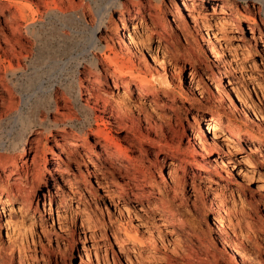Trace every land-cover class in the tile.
<instances>
[{
	"label": "rangeland",
	"instance_id": "obj_1",
	"mask_svg": "<svg viewBox=\"0 0 264 264\" xmlns=\"http://www.w3.org/2000/svg\"><path fill=\"white\" fill-rule=\"evenodd\" d=\"M56 1L81 0H0V137L22 128L12 102L66 86L49 132L0 148V264H264L259 3L121 0L88 53Z\"/></svg>",
	"mask_w": 264,
	"mask_h": 264
},
{
	"label": "bare ground",
	"instance_id": "obj_2",
	"mask_svg": "<svg viewBox=\"0 0 264 264\" xmlns=\"http://www.w3.org/2000/svg\"><path fill=\"white\" fill-rule=\"evenodd\" d=\"M84 1L85 0H81L79 4L78 3L73 4V2H70V3H72V5L68 4L69 6L68 5L66 6L65 4L64 5L59 4L56 1L54 6H52L50 8V6L48 4L46 6V8L48 11L52 12L51 17L57 18V20L59 21V24H60L59 26L61 27V29L68 28V29H75L76 30V28H78L81 25H87L89 27L91 26L93 32H92V39H91L92 44L91 43L90 44L93 46L87 52L92 53L93 49H97L99 46V43L101 42V39L96 35L97 32H99L101 29H103L106 26V21L111 18L112 9L115 6L116 7H122L123 4L121 3V0H109L107 5L100 7L99 5H97L96 0H91V1L89 0L91 3H86ZM223 1L231 2L232 0H223ZM254 1L258 2L260 9L262 11H264V0H254ZM184 5H186V4L184 3ZM31 7L29 6L30 10H32ZM32 12H33V16H32L33 18H36L38 15H41L40 10H32ZM87 13L93 14V19L91 22L87 18ZM42 15H43V13H42ZM23 16L26 17V13L23 12ZM34 23H35V21H34ZM34 23H30V26H32V24H34ZM129 37L131 38L130 35H129ZM129 43H132V42H129ZM211 50L213 52H216L213 45H211ZM79 55H78V57H79ZM73 57H75V56H73ZM97 60L98 59L96 57L92 58V61H91L92 66L95 65ZM64 62L65 61H63L62 59L59 58V60H57L56 64L62 63L63 65H66V63H64ZM110 62L114 63L115 65L118 64L117 59H111ZM67 63H69V62H67ZM76 63H77V65L75 64L76 68H78V66L80 64V60L76 59ZM55 76H56V74H55ZM56 79L57 78L54 77V75H50V79L46 80V82H48V85L45 87V90L42 89V87H43L42 80L40 81V83L38 85L39 87L37 88L36 95L38 97L36 98L37 100H36L35 105H31V100H30L31 98L29 100L24 99L22 103H19L18 107H16L14 102H12L13 105L12 106L10 105L11 106L10 107V110H11L10 114L15 113V115L14 116L12 115L11 117H10V115H9V117L7 116V120L21 122L22 128L17 132V134H15V136L10 138V140H8V141H5V140H3V137H0V148H3V147L6 148L9 145L14 150L21 149L24 152V151H26V144H27V142H29L27 135H28L29 131L34 129L35 126L39 125L45 129V132H49L48 126H50L49 125L50 124V118L48 117V115L42 117L40 114V112H41L40 108H44L45 112L47 114L50 113L53 106L56 107V110L59 109L60 100H59V97H57L58 93H57L56 84H58L62 87H66V86L64 83L60 82L61 79L59 82H56ZM74 82H75V79L72 81V84ZM77 84H79V83H77ZM42 96H43V98H42ZM31 97H33V96H31ZM38 98H40V99H38ZM4 120L5 119L0 118V126L3 124ZM221 124H222V119L212 117L211 121H209V123L207 124V128H206L207 134H214V137H216L217 131L220 130ZM236 254L241 256L243 264H248L249 259H246L245 256H243V254L238 249H236ZM261 254H264V249L262 250Z\"/></svg>",
	"mask_w": 264,
	"mask_h": 264
}]
</instances>
